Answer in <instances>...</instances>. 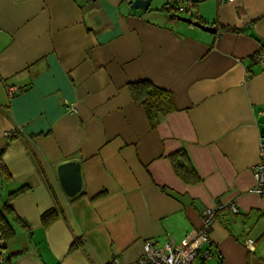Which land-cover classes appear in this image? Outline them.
Returning <instances> with one entry per match:
<instances>
[{"label": "crops", "instance_id": "crops-1", "mask_svg": "<svg viewBox=\"0 0 264 264\" xmlns=\"http://www.w3.org/2000/svg\"><path fill=\"white\" fill-rule=\"evenodd\" d=\"M131 1L0 0V208L27 225L0 238L4 264H128L146 240L169 237L179 250L203 208L229 202L238 212L216 214L205 264H264V194L251 171L264 134V65L253 59L264 0H193L192 19L215 33L159 9L173 0L145 11ZM139 81L172 94L174 110L154 127L131 96ZM181 149L195 184L169 160ZM71 160L82 186L69 197L57 167Z\"/></svg>", "mask_w": 264, "mask_h": 264}, {"label": "built area", "instance_id": "built-area-1", "mask_svg": "<svg viewBox=\"0 0 264 264\" xmlns=\"http://www.w3.org/2000/svg\"><path fill=\"white\" fill-rule=\"evenodd\" d=\"M234 1V0H227ZM173 13L175 15H183L192 18L195 14V4L193 0H174ZM253 59L264 65V49L254 54ZM16 87H7V93L11 96ZM67 109L71 112L75 111L74 104H69ZM264 118V110L259 112ZM12 136L11 132L6 133ZM254 178L253 192L264 194V134H259L258 138V160L251 167ZM225 210L230 213H237L238 208L233 202L227 204H217L214 207H205L201 210V226L197 236L193 242L185 247L176 250L173 246L172 238L164 245H158L153 239H148L143 243V254L133 262L128 264H205L206 261L213 258V253L209 248H202L210 240V229L215 220L216 214ZM244 246L249 252L255 250V241L250 237H245ZM115 261V260H113ZM1 264H4L0 256Z\"/></svg>", "mask_w": 264, "mask_h": 264}, {"label": "trees", "instance_id": "trees-1", "mask_svg": "<svg viewBox=\"0 0 264 264\" xmlns=\"http://www.w3.org/2000/svg\"><path fill=\"white\" fill-rule=\"evenodd\" d=\"M173 5L174 0L167 1L159 9L161 11L171 13V17H175L176 15L173 13ZM192 18L195 19L196 17L192 16ZM220 29L224 32H243V30L239 28L224 25H220ZM130 92L133 101L144 108L147 119L153 127L159 122L160 118L163 115L174 110L171 92L149 81H139L131 83ZM169 160L171 161L175 173L183 181L190 184H195L200 180L185 150L181 149L169 155ZM21 190L22 188L16 190L12 193V195ZM56 217L57 213L53 208L42 213L41 221L43 226H46L49 223L53 222ZM15 224L21 225L22 227H27L26 223L15 214L12 207L8 203H4L0 208V238L3 240V242H7L15 235ZM73 247L74 244L70 246V249H72ZM215 257L216 254L213 253V258L215 259Z\"/></svg>", "mask_w": 264, "mask_h": 264}, {"label": "water", "instance_id": "water-1", "mask_svg": "<svg viewBox=\"0 0 264 264\" xmlns=\"http://www.w3.org/2000/svg\"><path fill=\"white\" fill-rule=\"evenodd\" d=\"M151 1L152 0H132L130 2V7L145 11L148 9L149 3ZM177 18L188 24H193L206 32H216L215 27L201 24L197 21H194L190 17L177 15ZM57 176L59 183L67 196L72 197L80 191L82 186V178L78 161L71 160L59 164L57 167Z\"/></svg>", "mask_w": 264, "mask_h": 264}, {"label": "rangeland", "instance_id": "rangeland-1", "mask_svg": "<svg viewBox=\"0 0 264 264\" xmlns=\"http://www.w3.org/2000/svg\"><path fill=\"white\" fill-rule=\"evenodd\" d=\"M156 2V0H153V3Z\"/></svg>", "mask_w": 264, "mask_h": 264}]
</instances>
